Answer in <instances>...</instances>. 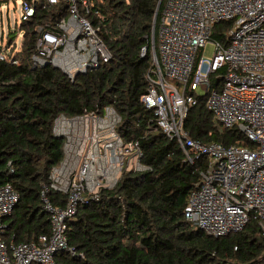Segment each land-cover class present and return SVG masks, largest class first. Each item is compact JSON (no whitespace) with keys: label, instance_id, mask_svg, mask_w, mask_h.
Returning a JSON list of instances; mask_svg holds the SVG:
<instances>
[{"label":"built area","instance_id":"built-area-1","mask_svg":"<svg viewBox=\"0 0 264 264\" xmlns=\"http://www.w3.org/2000/svg\"><path fill=\"white\" fill-rule=\"evenodd\" d=\"M38 1L22 0L21 22L34 16ZM65 1L66 12L35 26L29 61L33 68L47 63L73 81L107 63L110 53L100 27L85 17L89 0ZM42 2L52 7L60 0ZM221 21L229 27L223 40H213L212 27ZM209 41L213 55L202 73L205 58L200 51ZM20 49L14 39L0 43V61L18 65ZM154 49L141 102L153 111L156 127L180 146L186 161L205 158L183 208L186 220L220 237L241 231L252 218L264 234V0H165ZM144 53L142 47L140 55ZM220 68H225L218 74L221 84L212 88L209 76ZM200 96L206 97L215 124L237 127L252 146L191 137L184 124ZM120 120L110 105L54 118L52 132L63 140L62 158L40 191L49 231L32 239L5 240V219L19 194L10 183L0 184V264H57L59 252H73L66 228L79 206L96 200L101 189L113 188L123 171L145 169L138 141H124L118 134ZM49 190L63 195V202L53 204ZM258 264H264V256Z\"/></svg>","mask_w":264,"mask_h":264},{"label":"trees","instance_id":"trees-1","mask_svg":"<svg viewBox=\"0 0 264 264\" xmlns=\"http://www.w3.org/2000/svg\"><path fill=\"white\" fill-rule=\"evenodd\" d=\"M157 1L89 0L85 17L100 27L110 59L73 81L57 68H33L29 61L35 26L66 12V1L50 7L40 0L34 16L20 22V63L0 61V184L10 183L19 194L5 219V240L32 239L49 231L40 191L48 184L51 167L62 158L63 140L52 132L54 118L110 105L121 117L118 134L124 141H138L145 169L123 171L113 188L101 189L96 200L79 206L66 228L73 252H59L57 264H258L264 256V234L255 219L239 232L212 237L184 216L205 158L186 161L180 146L156 127L153 111L141 102L152 64L150 34ZM164 1L155 19V46ZM229 24L216 23L210 38L223 40ZM224 70L210 74L212 88L220 86L218 74ZM205 100L198 97L189 109L184 126L191 137L203 143L252 146L237 127L215 124ZM48 197L53 204L64 198L51 190Z\"/></svg>","mask_w":264,"mask_h":264},{"label":"rangeland","instance_id":"rangeland-1","mask_svg":"<svg viewBox=\"0 0 264 264\" xmlns=\"http://www.w3.org/2000/svg\"><path fill=\"white\" fill-rule=\"evenodd\" d=\"M21 2L22 0H0V43H5L9 37L14 35L16 46H21L23 31L18 30L22 13ZM213 50V44L209 41L200 51V54L205 58L201 69L202 73L206 72Z\"/></svg>","mask_w":264,"mask_h":264},{"label":"water","instance_id":"water-1","mask_svg":"<svg viewBox=\"0 0 264 264\" xmlns=\"http://www.w3.org/2000/svg\"><path fill=\"white\" fill-rule=\"evenodd\" d=\"M160 2H161V0H158L157 4H156V7H155L154 16H153V20H152V30H151V34H150V41L154 40V25H155V19H156V15H157V12H158V8H159V5H160ZM151 48H152L153 51L155 50L154 49V43H151ZM46 65H48V64L46 63L45 66Z\"/></svg>","mask_w":264,"mask_h":264}]
</instances>
